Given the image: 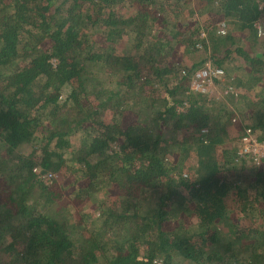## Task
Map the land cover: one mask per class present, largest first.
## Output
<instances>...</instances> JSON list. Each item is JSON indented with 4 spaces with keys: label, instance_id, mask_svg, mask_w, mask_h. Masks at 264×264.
I'll return each mask as SVG.
<instances>
[{
    "label": "trees",
    "instance_id": "16d2710c",
    "mask_svg": "<svg viewBox=\"0 0 264 264\" xmlns=\"http://www.w3.org/2000/svg\"><path fill=\"white\" fill-rule=\"evenodd\" d=\"M248 126L264 0H0V264H264Z\"/></svg>",
    "mask_w": 264,
    "mask_h": 264
},
{
    "label": "built area",
    "instance_id": "2783aa9c",
    "mask_svg": "<svg viewBox=\"0 0 264 264\" xmlns=\"http://www.w3.org/2000/svg\"><path fill=\"white\" fill-rule=\"evenodd\" d=\"M226 24L225 20L220 21L218 24L219 31H223ZM222 72L221 68L206 63L196 70L191 80V88L207 92L210 86L214 85L215 77ZM239 153L251 156L255 164L261 163L264 158V139H259L254 130L249 126L245 128L243 134L240 136ZM35 169L37 170V168ZM44 178L49 180V175H45Z\"/></svg>",
    "mask_w": 264,
    "mask_h": 264
},
{
    "label": "rangeland",
    "instance_id": "374dc122",
    "mask_svg": "<svg viewBox=\"0 0 264 264\" xmlns=\"http://www.w3.org/2000/svg\"><path fill=\"white\" fill-rule=\"evenodd\" d=\"M187 58V57H186ZM188 59V62L190 63L191 61H193V59H190V58H187ZM220 88L219 86L214 82V85H211L209 90L207 92L211 93L212 95L216 94V95H220ZM235 126L234 124L233 125H230V131H231V135L235 136L237 134V132L235 131ZM77 139V137L74 138V140ZM76 142V141H75ZM32 145L31 144H25L23 145L22 147H20L19 149L20 150H23L25 152L29 151L31 149ZM70 222V221H69Z\"/></svg>",
    "mask_w": 264,
    "mask_h": 264
}]
</instances>
